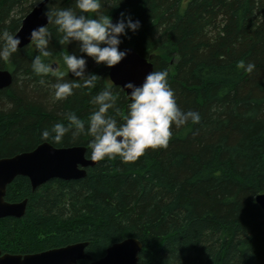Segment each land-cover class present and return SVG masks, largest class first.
Instances as JSON below:
<instances>
[{
	"label": "trees",
	"instance_id": "trees-1",
	"mask_svg": "<svg viewBox=\"0 0 264 264\" xmlns=\"http://www.w3.org/2000/svg\"><path fill=\"white\" fill-rule=\"evenodd\" d=\"M37 4L0 0V30L15 34ZM53 6L74 7V0L46 7ZM99 11L113 23L121 12L139 20L120 49L132 47L151 57L153 71L167 70L178 106L199 112L200 122L173 128L166 148L147 149L135 162L97 161L78 180L53 179L32 191L27 178L16 177L4 199H27L26 211L0 220V251L35 254L85 242L96 261L135 238L142 244L138 264H264V212L255 201L264 193V0H102ZM47 27L48 59L62 68L61 50L79 54L78 46L60 45L62 34ZM36 54L31 43L0 61L13 77L0 90V159L43 142L85 147L88 159L91 137L69 132L57 144L41 130L67 126V113L87 119L91 97L109 86L119 111L107 114L122 122L126 95L110 83L109 68L88 58L87 71L102 77L96 86L56 100L48 86L56 78L30 68ZM241 60L254 70L238 68Z\"/></svg>",
	"mask_w": 264,
	"mask_h": 264
},
{
	"label": "clouds",
	"instance_id": "clouds-1",
	"mask_svg": "<svg viewBox=\"0 0 264 264\" xmlns=\"http://www.w3.org/2000/svg\"><path fill=\"white\" fill-rule=\"evenodd\" d=\"M45 3V0H37ZM102 0H74V7H46L43 15L46 24L30 29L28 39L36 49L30 68L37 76H54L56 82L48 85L56 100H64L73 95L74 89L94 88L102 77L87 71L88 58L96 65L111 69L127 55L121 50V37L127 31L135 32L140 27L139 20L121 12L113 23L109 15L100 13ZM95 14V15H91ZM47 24L55 25L62 36L58 43L67 46L75 42L78 52L69 53L61 50V67H53V52L49 49L51 33ZM127 30V31H126ZM21 39L7 30H0V61H8L17 53ZM247 72H252L255 65L241 60L237 64ZM71 74L74 79H65ZM167 70L150 71L142 83L131 81L118 86L125 91L128 100L122 122L108 115L109 110L119 111L116 107L117 96L111 86L92 96L90 103L94 109L87 119H81L73 113L66 114L67 126L57 122L50 128L41 130L44 140L61 143L71 132L73 139L82 135L91 137L87 143L90 150L87 155L91 161H103L119 157L121 162H135L147 149L166 148L173 136V128H180L189 122H200V113L182 110L175 97L174 89L168 83ZM44 85L46 81H39Z\"/></svg>",
	"mask_w": 264,
	"mask_h": 264
},
{
	"label": "water",
	"instance_id": "water-1",
	"mask_svg": "<svg viewBox=\"0 0 264 264\" xmlns=\"http://www.w3.org/2000/svg\"><path fill=\"white\" fill-rule=\"evenodd\" d=\"M45 3H38L22 20L15 33L21 39L19 49L31 44L28 33L31 28L46 24L43 15ZM48 25V24H47ZM127 55L119 64L108 70V79L113 86H121L131 81L142 83L144 77L153 71L151 57H141L134 48H125ZM53 67H57L53 63ZM12 74L0 69V90L12 84ZM125 93V91H123ZM126 95V94H125ZM86 148L70 146L57 148L48 142L37 145L32 151L23 152L12 157L0 159V220L4 218H21L26 211L27 199L10 203L4 197L6 188L16 177H25L32 191L53 179L63 181L78 180L86 176V169L93 167L97 161L85 157ZM256 203L264 212V193L255 198ZM87 243H76L61 248L47 250L35 254H10L0 251V264H138V255L142 244L135 238H128L107 248L104 257L92 261L85 253Z\"/></svg>",
	"mask_w": 264,
	"mask_h": 264
},
{
	"label": "flooded vegetation",
	"instance_id": "flooded-vegetation-1",
	"mask_svg": "<svg viewBox=\"0 0 264 264\" xmlns=\"http://www.w3.org/2000/svg\"><path fill=\"white\" fill-rule=\"evenodd\" d=\"M86 253V252H85ZM80 262H82V263H84V261H80ZM79 263V262H78ZM88 262H85L84 264H87Z\"/></svg>",
	"mask_w": 264,
	"mask_h": 264
},
{
	"label": "rangeland",
	"instance_id": "rangeland-1",
	"mask_svg": "<svg viewBox=\"0 0 264 264\" xmlns=\"http://www.w3.org/2000/svg\"><path fill=\"white\" fill-rule=\"evenodd\" d=\"M122 50V49H121Z\"/></svg>",
	"mask_w": 264,
	"mask_h": 264
}]
</instances>
